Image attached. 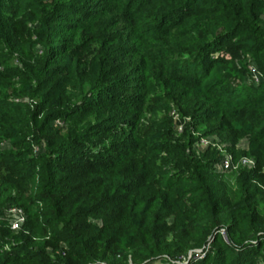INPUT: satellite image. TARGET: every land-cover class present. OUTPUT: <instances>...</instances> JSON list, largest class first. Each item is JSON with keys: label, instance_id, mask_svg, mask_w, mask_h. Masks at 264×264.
I'll list each match as a JSON object with an SVG mask.
<instances>
[{"label": "trees", "instance_id": "obj_1", "mask_svg": "<svg viewBox=\"0 0 264 264\" xmlns=\"http://www.w3.org/2000/svg\"><path fill=\"white\" fill-rule=\"evenodd\" d=\"M260 184L264 0H0V264H264Z\"/></svg>", "mask_w": 264, "mask_h": 264}, {"label": "built area", "instance_id": "obj_2", "mask_svg": "<svg viewBox=\"0 0 264 264\" xmlns=\"http://www.w3.org/2000/svg\"><path fill=\"white\" fill-rule=\"evenodd\" d=\"M248 73L251 77V82L257 84L262 80V75L260 72L251 64L248 65ZM55 124H60L58 120L54 121ZM177 132L181 131V126L176 125ZM207 147H216V143L212 137L209 136H201L192 144V149L196 150H203ZM37 148H34V151ZM240 165L245 168H252L254 166V160L248 156H241L234 164L232 158L229 154H222V157L219 163L216 165V168L219 170H228L233 168V166ZM264 189V186H263ZM3 218L7 221L8 227L12 231H17L21 224L24 222V213L21 208L17 206H8L3 209L1 212ZM219 234L224 237V230L222 228L219 229Z\"/></svg>", "mask_w": 264, "mask_h": 264}, {"label": "rangeland", "instance_id": "obj_3", "mask_svg": "<svg viewBox=\"0 0 264 264\" xmlns=\"http://www.w3.org/2000/svg\"><path fill=\"white\" fill-rule=\"evenodd\" d=\"M34 49H35V51L39 50L37 47H35ZM244 60H245V62H242V63H245V68H246L247 73H248V65L251 64L253 66L254 65L256 66V63L250 57H245ZM14 63H16L15 60H14ZM244 80H251V77H250L249 73L244 78ZM167 115L171 118V120L173 121L175 126L176 125H180L181 129H182L183 124L179 123L180 122L179 121V116L177 115V113L172 108L169 107V109L167 111ZM173 131H175V133L177 132L176 127L173 128ZM209 137H212L214 139V141L216 143V147H217L216 149L221 154V157H222L223 153L224 154L225 153L229 154L231 156L230 152L227 150V146L229 145L227 142L222 141L220 139V137L215 135V134H211V135H209ZM5 146H6V143H3L2 147H5ZM245 147H246V138H241V139H239L236 142V144L234 146V149L241 151V150L245 149ZM200 151H202V149L201 150H197V152H200ZM195 152H196V150H195ZM240 157L236 158V160H238ZM236 160L233 159V164L236 162ZM236 169H238L237 166H233V168L226 170V172L224 173V177L223 178L226 180V182L229 185L232 184V174L236 171ZM223 171H225V170H223ZM263 186H264V184H260V188H261V190L264 193ZM205 247H207V245H204V248ZM204 248L203 247H199V248L189 249V250L186 251V254H188V255H185V256H191L194 253L193 255L198 257L201 254V252L204 251L203 250ZM175 259H177V261L183 262L184 261V256L180 255V256L175 257ZM128 264H132V263L129 261Z\"/></svg>", "mask_w": 264, "mask_h": 264}]
</instances>
